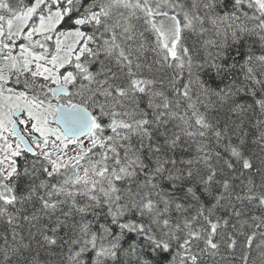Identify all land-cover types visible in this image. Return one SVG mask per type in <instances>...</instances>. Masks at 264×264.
I'll use <instances>...</instances> for the list:
<instances>
[{
  "label": "snow or ice",
  "instance_id": "1",
  "mask_svg": "<svg viewBox=\"0 0 264 264\" xmlns=\"http://www.w3.org/2000/svg\"><path fill=\"white\" fill-rule=\"evenodd\" d=\"M0 264H264V0H0Z\"/></svg>",
  "mask_w": 264,
  "mask_h": 264
}]
</instances>
